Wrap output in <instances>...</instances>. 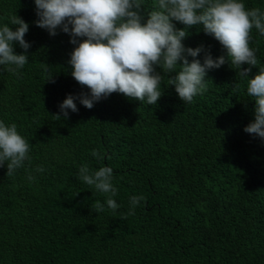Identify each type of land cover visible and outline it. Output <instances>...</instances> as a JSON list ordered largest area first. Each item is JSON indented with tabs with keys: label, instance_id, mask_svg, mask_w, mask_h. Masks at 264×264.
Instances as JSON below:
<instances>
[{
	"label": "trees",
	"instance_id": "trees-1",
	"mask_svg": "<svg viewBox=\"0 0 264 264\" xmlns=\"http://www.w3.org/2000/svg\"><path fill=\"white\" fill-rule=\"evenodd\" d=\"M242 2L264 11V0ZM154 3L142 0L145 15ZM12 15L29 24L31 47L18 76L0 67V120L17 125L30 161L13 176L0 167V264H264V140L244 131L256 105L238 68L208 71L207 91L190 104L168 84L174 73H162L157 104L114 93L92 109L76 100L78 112L63 119L69 94H90L71 76L76 45L36 26L34 0H0V26L14 27ZM189 32L183 43L204 46L202 63L205 53L226 56L202 25ZM252 37L258 63L250 78L264 68V36L253 29ZM15 51L23 53L18 44ZM84 164L113 169L115 212L108 194L78 178ZM133 196L145 199L127 215Z\"/></svg>",
	"mask_w": 264,
	"mask_h": 264
},
{
	"label": "clouds",
	"instance_id": "clouds-1",
	"mask_svg": "<svg viewBox=\"0 0 264 264\" xmlns=\"http://www.w3.org/2000/svg\"><path fill=\"white\" fill-rule=\"evenodd\" d=\"M35 24L55 37L58 29L71 37L76 45L68 61L72 78L89 93L78 96L69 94L59 105L63 119L69 111L78 112L76 100L87 109L112 94H120L129 100L157 104L164 95L162 73H174L168 84L174 87L181 101L192 103L194 98L207 91L208 71L219 69L225 63L238 68L237 73L247 80V95L255 102V120L244 131L264 140V68L254 78L252 69L257 66L256 50L251 47L255 29L264 36V11L259 7L247 8L242 0H155L154 10L144 14L142 0H34ZM8 24L0 26V67L13 75L29 62L31 44L25 40L29 24L18 15H12ZM176 23L184 25L178 29ZM203 26L206 35L217 40L226 50V56L216 59L205 53L203 63L197 57L205 52L201 45L195 49L183 43L190 35L189 29ZM23 49L17 54L15 45ZM189 57L192 58L191 62ZM182 62V63H181ZM249 65L243 68V65ZM159 69V71L157 70ZM179 69V70H177ZM47 71V69H45ZM48 82L54 83L52 77ZM47 82V83H48ZM234 83L233 90H240ZM62 119L60 114L52 115ZM29 142L18 132L15 123L0 120V167L7 166V176L30 161ZM91 155L99 160L104 157L93 150ZM36 172H44L40 166ZM83 183L107 195V207L115 212L119 205L112 198L117 194L113 185V169L102 166L90 170L87 164L79 168ZM33 181L30 173L27 177ZM143 196L130 198L131 209ZM93 207L97 213L105 210L97 201ZM126 218V216H125Z\"/></svg>",
	"mask_w": 264,
	"mask_h": 264
}]
</instances>
